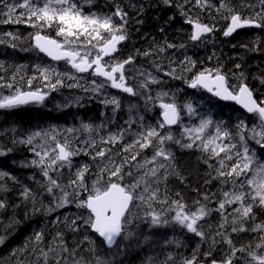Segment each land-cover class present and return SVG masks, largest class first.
I'll list each match as a JSON object with an SVG mask.
<instances>
[{
  "label": "trees",
  "instance_id": "trees-1",
  "mask_svg": "<svg viewBox=\"0 0 264 264\" xmlns=\"http://www.w3.org/2000/svg\"><path fill=\"white\" fill-rule=\"evenodd\" d=\"M6 2L14 4L20 3L22 0H6ZM34 2L41 3L42 0H34ZM75 2L85 14L98 13L110 15L115 11L117 5L127 13L126 21H120L118 17L116 18L117 21L125 24L126 30L129 29L127 30L128 38L120 46L121 52L119 49V56L123 60L129 56H134L133 64L142 62V66L153 65L155 66V71L157 69H159L158 71H162L164 68H167L169 71L172 68L176 69V75L182 78L176 79L165 75L164 72L160 73L163 80L150 84L147 90H143V96L154 95L153 97L155 98L157 97V91L167 93L163 100H171L177 104L181 110L182 119H184L182 122L187 127L198 126L202 118L210 119L212 125L206 131L204 138L213 134L216 125L219 123L222 128L227 129L233 135L232 140H226L225 143H236L239 150L236 125L240 121L244 122L246 126L244 134L246 137L250 136L249 129L254 125H259L260 121L256 115L248 116L235 105L222 104L200 89L190 90L186 80H190L192 75L205 68L220 69L221 73L228 78L229 85L238 84L240 78H242L243 82L253 92L254 98L258 102L264 100V83H262L264 81V39L262 40L264 37V27L245 28L235 32L231 36H224L223 31L226 29L230 18L227 21L224 19V16L228 15L226 10L221 9L217 11L220 0H208V4L204 7L196 5L195 0H169L170 3H164V0H91V2L89 0H75ZM228 2L229 7L233 8L235 12L242 15L245 14L244 16H254L256 12L261 11L259 0H228ZM247 5H255V7L249 8ZM134 10L136 13L133 12ZM197 10L201 11V15H197L199 13ZM6 11V8L0 6V12ZM20 11L22 10L18 9L17 13L14 14L13 20H15V15H18ZM142 17L144 18L142 19ZM189 17L194 20L199 19L200 22L214 27L213 33L202 40L201 44L190 42V30L186 24V19H189ZM215 17H218L217 19L220 21L215 20ZM6 19H8L7 16L0 15V35L3 37L0 38L1 93L3 94L2 85L5 84H12L14 89L17 87L22 90L28 89L30 88L28 85L29 78L36 77V79H33L32 85L41 86L42 90L47 91L48 94L44 109L46 111L42 113L43 116L39 124L30 123V118L26 114L20 117L10 116L8 118L5 109H0V152L4 153L0 155V172L7 174L0 177V200L6 204L5 208H0V237H4L3 243H0V264H43V259L37 260V253L33 252L35 232L43 234V240L37 246L38 249L43 248L45 251L49 247L56 249V252L49 254V264H56L57 253L61 257H67L66 264H73L74 261H81V264H97V257L101 260L107 259L111 264H183L185 260L191 259L193 255L196 257L194 264H200L212 261L213 259L217 261L223 260L226 255L231 254V247L245 249L243 252L237 251L236 256L233 258L234 264H245L248 252L261 251L256 248V245L261 243L260 236L264 235V232L260 230L253 232L250 229L255 224L264 223V208H254L255 220H249L245 224V227L249 231L232 232L233 208L238 207V205L226 206L223 213L217 210L219 202L223 199L222 193L224 191H231L234 188L231 183L222 184L221 180L216 178V169L219 167L218 160L210 158L208 153H204L198 147L185 148L174 141H165L166 150L172 153L173 159L165 162L166 169H161L158 173L160 177L159 183L153 184L154 188H159V201L167 200V202L160 203L159 201H154L151 208L146 204H140L139 201L136 202L139 208L130 214L134 222L126 225V233L132 232L133 235L128 239L119 237L117 244L113 248H106L97 234L91 232L90 226L84 223V220L90 213L85 208L77 207V200L80 199L77 197L78 189L74 190L73 187L69 186V181L76 179V169L78 166H81L80 163L82 162L84 165L90 167L88 168L89 171L85 174V183H88V181L93 183L97 180L98 175H103L104 179L100 182L104 185L108 176L106 173H99V166L103 163V161H100V157H95V154H92L93 150H90L92 148H89L87 154L82 151L80 155H76L79 156L77 162L76 157L71 158L75 161L71 167L64 165L55 171L49 170V175L53 179H57L60 185V187L54 188L49 193L48 178L42 174L40 167L31 163L35 156L34 152L30 150L27 144L20 143L33 130L37 131L39 127L47 126L50 123L63 124L65 129L74 128L73 113L68 107L71 104L69 101L73 99L75 90L73 89L74 92L71 95L63 94L68 82L64 77H61L64 80L63 86L55 91H48V89L44 88V81L40 77V72L37 69L38 66L35 67L34 59L37 49L33 45L32 37L37 31H41L42 35L55 38L56 31L54 28L41 30L23 22L4 23L3 21ZM144 19L146 20L144 21ZM2 22L5 25H2ZM9 31L14 34L12 38L4 35L5 32ZM223 38H226V42ZM168 44L175 47L168 48ZM180 45H183V47H180ZM160 47H164L165 51L159 52L158 49ZM237 48L239 49L237 50ZM239 51H242V54ZM144 52L150 53V57L146 58L147 60L141 58ZM157 52L161 55L165 52L172 53L169 57L165 58V61H162L159 68L157 67L159 63V59L156 56ZM184 57L195 62V68L192 72L182 73L180 71L182 67L180 61ZM236 65H239V67L237 68ZM88 74L90 72L84 73L86 76ZM155 74L158 75L157 73ZM93 77L96 81L102 83L99 77ZM52 82H55V76ZM128 83L136 91V76L133 82ZM75 88L78 89L76 91L77 94L80 95L82 100L84 99V102L80 103V106H83L86 100L85 91H83L85 86H75ZM84 90L88 91V89ZM114 94L110 95L114 96ZM114 97L118 100L119 106L123 105L126 107V111H112L110 108L111 113H108L107 117H100L101 108L93 104L92 108L82 111L84 112L83 114L80 113L83 118L80 115L77 116L79 123L76 124V129L80 128L79 133L83 135L81 141L85 142L82 148L86 146L87 141L95 139L97 137L96 134L99 132L96 134H93L94 131L91 134L84 132L81 129L82 123L91 124L94 129H101L100 134L106 131H109L108 133H117L120 129L130 134L136 131L133 124L129 125L128 117H131L132 122L135 119H139L140 121V116L143 117L145 111L138 113L136 112V108L127 102L142 101L145 98L141 99V94H131L130 97L128 95L116 94ZM52 98H54L55 104L50 105L48 102ZM141 101L137 105L142 103ZM189 103L192 105L195 114H187L185 105ZM47 110L55 111V113L50 114ZM155 115L158 116V112ZM190 115V118L186 117ZM34 120H39V118H35ZM111 126H115L114 129H111ZM130 127H133L134 130ZM180 128L181 123L174 128H159V132L162 135H167L171 132L176 139L182 140L183 143H188L189 140L185 136H182ZM257 129H259L257 131H260L259 127ZM246 142L250 148L255 149L257 157L264 159V149H261V146L256 144L255 140L247 139ZM39 143V139L34 141L35 145H39ZM118 146L119 144H115L110 147V155L115 158L117 164H120L124 159L121 156H125L126 154L129 156L130 154L123 153L119 150ZM36 150H39V147ZM135 151H139V149ZM150 151L149 148L142 150L141 154L137 157L136 163L142 162L146 158L144 155ZM116 153H119V155H116ZM137 171L132 162L124 165L125 173L133 172L135 174ZM132 182V179L128 177L124 180L126 184ZM25 188L30 192L27 198L21 195ZM244 190H248L247 186H245ZM64 192L69 193L67 198L73 202L57 208L56 205L59 203ZM206 196L208 199H205ZM173 200H179L185 204L187 206L186 210L190 212L195 211L199 207V204L206 205L208 209L212 210L208 216L198 222V230L205 233L203 238L189 232L186 227L181 226L173 220L177 210L172 204ZM196 201H199V204H196ZM49 208L54 209V211L50 212ZM151 211H155L158 214L163 213L159 225L153 226L151 218L145 216L146 212ZM165 220L168 223H164ZM73 221L76 223L73 224ZM222 223H225L224 228L220 227ZM235 226L239 227V224ZM57 233L62 234L63 244L69 250L68 252H63L61 248L57 247L60 245ZM218 233H222V235H218ZM225 237L231 239V246L225 243ZM26 245L27 247H25ZM72 250H75L74 256L71 255ZM205 253H211V255L208 256ZM169 256H171V259H168ZM61 264H65V261L62 260Z\"/></svg>",
  "mask_w": 264,
  "mask_h": 264
},
{
  "label": "snow or ice",
  "instance_id": "snow-or-ice-1",
  "mask_svg": "<svg viewBox=\"0 0 264 264\" xmlns=\"http://www.w3.org/2000/svg\"><path fill=\"white\" fill-rule=\"evenodd\" d=\"M164 2L169 3V0H164ZM259 2L261 11L256 12L254 16H244L229 7L228 0H220L217 11L221 9L226 10L228 15L224 16V19L227 21L230 18V23H228L227 29L223 31V35L227 37L244 27H264V0H259ZM195 3L198 6L204 7L208 4V0H195ZM0 6L7 9L6 12H0V15L8 17V19L3 21L4 23L23 22L41 30L45 28L55 29V38L42 35L41 31H37L32 37L35 41V47L41 52L46 53L54 60L66 61L78 73H86L91 70L93 76L104 78V83L110 82L111 87L132 95L137 94L134 88L128 85L125 76V66L133 62L134 56H129L122 61L111 59L113 53L118 51V45L128 38L125 24L116 20L118 17L120 21H126L127 17V13L119 5L116 6L115 11L110 15L98 13L85 14L75 0H42L41 3H35L34 0H22V2L14 4H8L6 0H0ZM247 7L254 8L255 5H247ZM18 9L22 11L18 15H15V20H13V16L17 13ZM187 23L192 26L191 41H199L203 38L204 34L214 30V27L201 23L199 19L194 20L189 17ZM167 47L172 48L175 46L168 44ZM180 47H183V45H180ZM158 51L164 52L165 48L160 47ZM149 54V52L143 53L144 56H148ZM106 57L109 59L106 60ZM180 64L182 65L180 69L182 73L192 72L195 68V62L187 57H185L184 61H180ZM157 67L159 68L160 66L157 65ZM236 67L238 68L239 65H236ZM38 71L44 81V88L48 89V91L56 90L63 86L64 80L61 78L62 76L75 79V77L68 76L67 73H56L54 69L41 68ZM140 74L143 75V73ZM165 75L176 79L182 78L176 75V69L174 68L170 69ZM54 76L55 82L53 83ZM33 79H36V77L29 78L28 80L30 88ZM156 82V77L149 73L147 80L142 81L140 87L147 88L149 83ZM92 83L95 85L92 89L93 91H99L104 86V83L98 85H96L95 81ZM186 83L191 88H204L223 100L235 101L242 105L248 113H252L258 117L260 123L248 130L250 132V136L248 137L244 134L246 127L244 122L240 121L236 125L239 150L238 144L225 143L226 140L231 141L233 135L227 129L222 128L219 123L215 127V132L204 138L206 131L212 125V121L203 118L200 120L198 126L192 128L182 126V136L188 138L190 141L188 143H183L182 140L176 139L171 132L167 135H162L157 127L142 129L138 133L137 139L133 140L131 144L124 145L122 149L124 153L134 154L125 157L120 164L115 162L112 155H108L111 152L110 148H99V150H96L99 146L94 139L87 141L86 146L82 149L74 148L73 140L75 138L71 134L80 130L76 128L58 130L56 127H51L49 129H41L32 132L27 139L20 141V143L27 144L30 150L34 152V155L38 157V159H33L31 163L40 167L42 174L48 178L49 193L54 188L60 187L57 179H53L49 175V170L55 171L58 168H62L65 164L71 165V158L73 156L79 155L81 151L87 154L89 148L95 150V157L103 159L107 156V163L103 168L99 169V173L107 174V181L103 187H98L97 185L104 179L103 175H98L97 180L93 182L92 193L88 195L87 199H78L77 207L85 208L89 211L90 215L84 220V223L98 233L109 247L117 244L118 237L128 239L133 235L132 232L126 233V225L134 222L130 214L132 207L136 206L137 201L140 204H146L149 208L152 207V202L159 201V188H154L153 184L159 183L160 177L158 173L161 169H166V164L161 163L158 158H163L165 162L173 159L172 153L164 147L165 141H174L185 148L198 147L204 153H208L210 158L218 160L219 167L216 169V178H219L222 184L231 183L234 188L231 191H224L222 193L223 199L219 202L217 210L223 213L226 206L238 205V207L233 208L232 232L249 231L245 227V224L249 220H255L254 208H264V159L257 157L255 149L250 148L246 142L247 139L255 140L256 144L260 145L261 149H264V100L258 102L242 78H240L238 84L229 85L228 78L221 73L220 69L205 68L192 75L190 80H186ZM2 86L9 89L13 87L12 84ZM68 86L75 87L79 85L70 84ZM47 94V91H42L41 89L24 91L17 87L10 95H0V109L14 108L30 102H42ZM161 95L166 96L167 93H162ZM105 103H111L117 108L119 107V102L116 98L105 101ZM161 107L164 109V121L158 125L159 128H164L165 125L181 123L180 109L175 103H162ZM185 107L190 114H195L190 103L186 104ZM257 127L260 128V131H257ZM81 129L89 134L93 131H98V128L94 129L91 124L83 123L81 124ZM61 132L65 133L62 141L60 139ZM37 139L40 140V143L39 145H34V141ZM123 139L122 130L120 134H109L106 139L101 138L100 143L115 145ZM154 139L157 143L152 157L150 159L145 158L142 162L136 163L135 168L138 171L135 174L133 172L125 173L124 165L136 161L142 150L153 147ZM37 147H39V151L36 150ZM136 149H139V151H135ZM3 154L0 152V155ZM116 155H119V153H116ZM88 171L87 165L79 168L76 172V179L70 180L69 186L73 187L74 190L84 188L85 174ZM5 175L7 174L0 172V177ZM166 175L167 173L165 174V178ZM126 177L131 178L133 182L130 184L124 183ZM141 186H143L142 190ZM245 186H247V191L244 190ZM29 194L30 192L27 188L21 193L25 198ZM68 196L69 193L64 192L56 207L60 208L72 203L73 201L69 200ZM205 199H208V197L206 196ZM159 202L166 203L167 200ZM195 203L199 204V201ZM172 204L177 209L173 220L181 226L186 227L189 232L203 238L205 233L198 230V222L208 216L212 210L208 209L206 205L199 204V207L195 211L189 212L186 210L187 206L179 200H173ZM5 207V202L0 200V208ZM49 211H54V209L49 208ZM162 215L163 213L158 214L155 211L145 213L146 217L151 218L153 226L161 223ZM75 223L73 221V224ZM164 223H168V221L165 220ZM225 223H222L220 227L224 228ZM237 224H239V227L235 226ZM250 230L253 232L258 230L264 232V223L255 224ZM218 235H222V233H218ZM34 237L33 252L37 253V260L42 258L43 264H49V254L56 252V249L52 247H49L47 251L43 248L38 249L37 246L43 240V234L35 233ZM57 238L60 239V245L57 247L61 248L63 252H68L69 250L63 244L62 234L57 233ZM224 239L226 244L232 245L231 239L227 237ZM3 241L4 237H0V243H3ZM260 241L261 243L257 244L256 248L261 251L248 252L245 264H264V235L260 236ZM237 251L243 252L245 249L231 247L230 255H226L220 262L213 259L211 264H234L233 258L236 256ZM71 255H75V250H72ZM205 255L210 256L211 253H205ZM96 259L97 264H111L107 259L101 260L99 257ZM168 259H171V256ZM62 260L66 264L67 257H61L57 253L56 264H61ZM195 260L196 257L193 255L191 259L185 260L183 264H194ZM73 264H81V261H74Z\"/></svg>",
  "mask_w": 264,
  "mask_h": 264
},
{
  "label": "rangeland",
  "instance_id": "rangeland-1",
  "mask_svg": "<svg viewBox=\"0 0 264 264\" xmlns=\"http://www.w3.org/2000/svg\"><path fill=\"white\" fill-rule=\"evenodd\" d=\"M186 20H188V19H186ZM10 34V35H9ZM4 35H8L10 38H12V36L14 35L13 34V32H11V31H9V32H5L4 33ZM0 38H3L2 37V35H0ZM202 42H200L199 44H201ZM172 53L171 52H165V53H163L162 55L159 53V52H157L156 53V56H157V58L159 59V63H158V65L160 66V64L162 63V61H165L166 59L165 58H167V57H169L170 55H171ZM114 58H115V60H119V61H122L123 59L121 58V56H119V54H117V55H115L114 56ZM185 60V57L183 58V59H181V61H184ZM34 61H35V65L36 66H38L37 68L38 69H41V68H48V69H54L55 70V72L56 73H60V74H64V73H67L68 74V76H72V77H75V79H69L67 76H62V77H64V79L68 82V84H67V87H66V89L64 90V93L63 94H67V95H71L74 91H73V89L75 88V87H69L68 85H79V86H89V85H87V83H86V75H84V74H81V73H78V72H76L74 69H72V68H69L67 65H58V64H56V63H54V62H51V63H48V62H46V61H39L37 58H35L34 59ZM132 65H128L127 66V68L125 69V76H126V78H127V83L128 82H133V80H134V77L136 76V93H138V94H141V89H143V90H147L148 88H142V87H140V84H141V82L142 81H146L147 80V78H148V74L149 73H151V75L152 76H154V77H156V79H157V82H160L161 80H163V78H162V76H160V75H156L155 74V70H154V68H155V66H153V65H148L147 67L146 66H143V67H141L139 64H133V63H131ZM161 67V66H160ZM167 73V72H169V70L167 69V68H164L163 70H162V73ZM140 73H143V75H141ZM87 78L89 79V76H87ZM87 81H89V80H87ZM95 82H96V85H98V84H101L100 82H98V81H96V80H94ZM156 82V83H157ZM150 84H154V83H149L148 84V86L150 85ZM128 85H129V83H128ZM78 86V87H79ZM129 86H131V85H129ZM92 87L94 88L95 87V85L92 83ZM132 87V86H131ZM5 87H2V91L3 92H5V91H8L9 92V94H12L15 90H16V88L15 89H13V88H11V89H9V88H6L5 90ZM52 91H55V90H52ZM85 92H86V90H84ZM100 91V90H99ZM162 91H157L156 92V95H157V97H153L154 95H150V97H151V99H149V97H146V96H144V98H145V100H147L148 101V103L150 102V106H152L153 105V103L154 102H156V103H159V102H161V101H166V100H163L164 99V96L163 95H161L162 93H161ZM0 94L1 95H5V93H1V91H0ZM128 95H129V97L131 96V94H129V93H127ZM45 98H47V95L45 96ZM115 98V97H114ZM168 101H171V100H168ZM70 102V101H69ZM130 102H132V103H130ZM172 102V101H171ZM127 103H129L130 105H132V106H134L135 108H136V112H138V113H140L142 110H141V105L140 104H138L137 105V103H139L137 100L136 101H128ZM131 109H132V107H131ZM147 113H149V112H147V111H145L144 112V114H143V117H141L140 116V121H139V119H135L133 122H132V119H130L131 117H128V122H129V124L130 123H135L138 127H136V139L138 138V133L142 130V129H146L147 127H157V129H158V131H159V127L155 124V122L153 121V120H151L148 116H147ZM189 112H188V110H187V114H188ZM130 119V120H129ZM142 121V122H141ZM161 122H159V124H160ZM158 124V125H159ZM182 126L183 127H187L186 125H185V123L184 122H182L181 121V131H182ZM107 127V126H106ZM112 128L111 129H114V127L115 126H111ZM188 128H192V127H188ZM100 130L101 129H99L98 131H94V133L93 134H96L97 132V137L94 139V140H96L97 141V143H98V148L96 149V150H99V148H110V147H112V146H114V145H111V144H101L100 143V141H101V138H104V139H106L108 136H109V134H119L122 130L120 129L117 133H115V132H113V133H108L107 131L106 132H104V133H101L100 134ZM116 130V129H115ZM257 130H259V129H257ZM124 132V131H123ZM91 134V133H90ZM106 134H107V136H106ZM64 135H65V133H63V132H61V134H60V139H61V141L63 140V138H64ZM72 136H74V140H73V147L74 148H81L82 149V146L85 144V142L84 141H81L82 140V137H83V135L82 134H80V133H73V134H71ZM186 137V136H185ZM187 138V137H186ZM188 139V138H187ZM126 141L123 139L122 141H120V142H118V143H120L119 144V146H118V148H119V150H121L122 151V149H123V147H124V145L125 144H130L129 143V141H127L126 143H125ZM190 142V141H189ZM78 143H80V144H78ZM156 141H155V139L153 140V148L151 149V147L149 148V150H151L149 153H147V154H145L144 156H146V158H151L152 157V155H153V153H154V149H155V145H156ZM117 145V144H116ZM164 147L166 148V142H165V144H164ZM40 150V149H39ZM39 150H37V151H39ZM90 150H93V149H90ZM123 152V151H122ZM82 153V151L80 152V154ZM124 153V152H123ZM79 154V155H80ZM93 155L95 154V150H93V153H92ZM91 154V155H92ZM111 153H108V155H110ZM130 155H132L133 153H129ZM92 155V156H93ZM129 155V156H130ZM91 156V157H92ZM128 155L126 154L125 156L124 155H122L121 157H127ZM76 157V162L78 161V159H79V156H73V158H75ZM38 157H36V156H34V159H37ZM93 158V157H92ZM115 159V158H114ZM159 159V161L162 163V161H163V158H158ZM100 161H103V163H101L102 165H100L99 167L101 168V167H104V165L107 163V158L105 157V158H100ZM74 160H72L71 159V165H69L70 167L72 166V164H74ZM98 163V162H97ZM163 163H165V161H163ZM132 164H134V166H135V164H136V161H132ZM65 165H68V164H65ZM80 165L82 166V165H84L83 164V162L82 163H80ZM81 166H78L77 167V169L76 170H78L79 168H81ZM96 166V165H95ZM88 168H90L89 166H88ZM98 187H103V184L100 182V184L99 185H97ZM78 189V196L77 197H79V198H82V199H86L87 197H88V195L90 194V193H92V191H93V183H91L90 181H88V183H85V181H84V188H77ZM86 189V190H85ZM79 192H81V193H79ZM83 195H84V197H83ZM87 195V196H86ZM86 196V197H85ZM138 202V201H137ZM139 208V206L138 205H136V206H133L132 207V211H136L137 209ZM131 211V212H132ZM190 212V211H189Z\"/></svg>",
  "mask_w": 264,
  "mask_h": 264
},
{
  "label": "flooded vegetation",
  "instance_id": "flooded-vegetation-1",
  "mask_svg": "<svg viewBox=\"0 0 264 264\" xmlns=\"http://www.w3.org/2000/svg\"><path fill=\"white\" fill-rule=\"evenodd\" d=\"M188 27H189V30L191 31L192 28H191L190 24H189ZM36 52H37V54H36V57L35 58H37L40 62L41 61H46L48 63L54 62V63H56L58 65H64V66L67 65L69 68H72L71 65H69V64L66 63V61H58V62L51 61L48 58H46L45 55H43L41 52H39V51H36ZM149 57H150V54L148 56H144L142 54V56H141V58H143V59H146V58H149ZM108 59L109 58H106V60H108ZM111 59H115V58L112 57ZM136 64H139L141 67H143L142 66L143 65L142 62H138ZM35 67H37V66H35ZM87 76H89V79L87 78ZM87 76H86V82H87V85H89V86H85V88H84V89H88V91L86 90V92H85V96H86L85 104L83 106H80V103H82V101L84 102V99L82 100V98L80 97V95L77 94L76 91L78 89L77 88H74L75 92L73 94V99L70 101L71 104L68 107V109L69 110H72V113H73L72 114V120H73V127L74 128H76V124L79 123L77 121V116L80 115V113L83 114L84 112H82V111L86 110L87 108H92V105L93 104H96V106H99V108H101L100 110L102 111V113L100 111V117H107L108 116V113H111V111L109 110L110 108H111L112 111H115V110L116 111L117 110L126 111V107H124L123 105H120L117 108L115 105H113L111 103H105V101H108V100L113 99L114 96H116V94H118V95L121 94V93L124 94L122 90H121V92L116 91V90L114 91V89H112L110 87L111 86L110 83L107 82V83H104V86L100 89V91H93L92 90L93 89L92 82L95 80V78L93 77V75L91 74V72ZM87 80H89V81H87ZM37 84H39V83H37ZM6 88L7 87H5V89ZM36 89H41L42 90V87L39 86V85H32L31 88L24 89V91H29V90L35 91ZM84 89H83V91H84ZM79 90H81V89H79ZM3 93H5V95H10L8 91H5ZM114 93H116V94H114ZM110 94H114V96H112ZM139 101H141V100H139ZM141 102H142V103H140L141 110L142 111L150 112L151 115H148V117L151 120L156 121L155 118H157V117H158V119L161 118V113H162L161 104H162L163 101H161L159 103L154 102L152 106H150V102L148 103L147 100H144V101H141ZM46 103H47L46 98H44V100L42 102H30L28 104L19 105V106L14 107V108H5V112H6V115L8 116V118L10 116L20 117L21 115H25L26 114L30 118V120H29L30 123L39 124V123H41V118L43 116L42 113H44V111H46V110H44ZM48 103L50 105L55 104L54 98L50 99ZM170 103H175V102H170ZM56 108H58V107H56ZM47 111L50 114H54L55 113V111H49V110H47ZM157 112L159 114L158 116L155 115V114H157ZM180 113H181V110H180ZM80 117L83 118V116H81V115H80ZM122 117H124V116H122ZM35 118H39V120H34ZM181 118L182 117H181V114H180V119ZM43 124H45V123H43ZM51 127H56L58 130L65 129L63 124L50 123L47 126L39 127L37 130L49 129ZM79 131H77L75 133H79ZM32 132H34V130ZM31 133H29L27 136H29ZM123 136H124V132H123ZM25 139H27V138H25ZM135 139H136V131L133 134H131V136L130 135L124 136V140L126 142L129 141L130 144ZM78 144H80V143H78ZM117 144H120V143H117Z\"/></svg>",
  "mask_w": 264,
  "mask_h": 264
},
{
  "label": "water",
  "instance_id": "water-1",
  "mask_svg": "<svg viewBox=\"0 0 264 264\" xmlns=\"http://www.w3.org/2000/svg\"><path fill=\"white\" fill-rule=\"evenodd\" d=\"M230 23V22H229ZM228 27V26H227ZM250 27H255V26H250ZM244 28H249V27H244ZM244 28H241V29H238V30H236L235 32H237V31H240V30H242V29H244ZM227 29V28H226ZM234 32V33H235ZM212 32H210V33H207V34H204V36H207V35H209V34H211ZM234 33H232L231 35H233ZM192 42H197V41H192ZM33 43H34V45H35V41H34V39H33ZM122 43V42H121ZM120 43V44H121ZM119 46V45H118ZM38 49V48H37ZM39 50V49H38ZM40 51V50H39ZM41 52V51H40ZM41 53H43V52H41ZM46 57H48L49 59H51V60H54V59H52V57H50V56H48L46 53H43ZM114 54V53H113ZM54 61H60V60H54ZM191 88V87H190ZM192 89H194V88H192ZM202 89H204V88H202ZM206 92H208L206 89H204ZM211 96H213L214 98H216L218 101H220V102H222V103H226V104H235V105H237L240 109H242L244 112H246L247 114H249V115H252V113H248L247 112V110L246 109H244L243 107H242V105H240V104H238V103H236L235 101H232V100H223V99H221L220 97H217V96H215V95H213V93H211V92H208ZM165 104H168V103H165ZM163 109V108H162ZM163 113H164V109H163V112H162V114H161V118H162V121H164V115H163ZM165 126H167V127H174V126H176V124H174V125H165ZM88 211V210H87ZM89 212V211H88ZM90 230L93 232V233H96L91 227H90ZM97 234V236L103 241V243H104V245L106 246V248H112V247H114V245L112 246V247H109L108 245H107V243L103 240V238L102 237H100L99 236V234L98 233H96ZM119 238V237H118ZM118 238H117V240H118ZM217 262H220V261H217ZM201 264H211V262L210 263H201Z\"/></svg>",
  "mask_w": 264,
  "mask_h": 264
},
{
  "label": "bare ground",
  "instance_id": "bare-ground-1",
  "mask_svg": "<svg viewBox=\"0 0 264 264\" xmlns=\"http://www.w3.org/2000/svg\"><path fill=\"white\" fill-rule=\"evenodd\" d=\"M157 3H158V1H157ZM156 3V4H157ZM163 3V2H162ZM165 3V2H164ZM170 3V2H169ZM159 4H160V2H159ZM177 4V3H176ZM148 5V4H147ZM166 5H169V4H166ZM166 5H164L165 7H166ZM173 5V4H172ZM178 5V4H177ZM97 6V5H96ZM160 6H161V4H160ZM171 6V5H170ZM174 6V5H173ZM103 7V6H102ZM167 7H169V6H167ZM182 7V6H181ZM130 8V7H129ZM133 8V7H132ZM155 8V7H154ZM174 8H175V6H174ZM174 8H173V10H174ZM208 8V7H207ZM161 9H162V7H161ZM171 9V8H170ZM176 9H177V7H176ZM175 9V10H176ZM211 9V8H210ZM237 9V8H236ZM241 9V8H240ZM130 10H131V8H130ZM148 10H149V8H148ZM103 11V10H102ZM181 11V10H180ZM196 11V10H195ZM198 11V10H197ZM237 11V10H236ZM128 12V11H127ZM132 12V11H131ZM133 12H135V10L133 11ZM169 12V11H168ZM176 12H178L177 10H176ZM184 12V11H183ZM199 12V11H198ZM201 12V11H200ZM200 12L199 13H197V15L198 14H200ZM136 13V12H135ZM158 13V12H157ZM181 13V12H180ZM131 14V13H130ZM148 14V13H147ZM156 14V13H155ZM210 14V13H209ZM159 15V14H158ZM182 15V14H181ZM190 15V14H189ZM201 15V14H200ZM199 15V16H200ZM211 15V14H210ZM245 15V14H244ZM249 15V14H248ZM145 16V15H144ZM174 16V15H173ZM177 16H179V15H177ZM215 16V15H214ZM250 16V15H249ZM175 17V16H174ZM181 17V16H180ZM208 17H211V16H208ZM138 18V17H137ZM144 17H142V19H143ZM177 18H179V17H177ZM183 18V17H182ZM218 17H215V20L217 19ZM4 19V18H3ZM133 19V18H132ZM136 19V18H135ZM147 19V18H146ZM146 19H144V21L146 20ZM180 19V18H179ZM184 19V18H183ZM182 19V20H183ZM170 20V19H169ZM219 19H217V21H218ZM214 21V20H213ZM220 21V20H219ZM178 22V21H177ZM181 22V21H180ZM172 23V22H171ZM1 24V23H0ZM11 24V23H10ZM145 24V23H144ZM2 25H5V24H3V22H2ZM143 25V24H142ZM148 25V24H147ZM12 26V25H11ZM139 26V25H138ZM141 26V25H140ZM171 26V25H170ZM169 26V27H170ZM128 27H129V25H128ZM145 27V26H144ZM175 27V26H174ZM182 27V26H181ZM143 28V27H142ZM141 28V29H142ZM146 28H148L147 26H146ZM171 28V27H170ZM188 29V28H187ZM127 30H129V29H127ZM132 30V29H131ZM135 30V29H134ZM146 30H148V29H146ZM150 30V29H149ZM222 30V29H221ZM165 32H167V31H165ZM172 32V31H171ZM183 32V31H182ZM220 32V31H219ZM142 33H144V32H142ZM153 33V32H152ZM175 33V32H174ZM185 33V32H184ZM217 33V32H216ZM249 33V32H248ZM261 33V32H260ZM135 34V33H134ZM146 34V33H145ZM151 34V33H150ZM237 35V34H236ZM263 35H264V33H263ZM134 36V35H133ZM138 36V35H137ZM149 36V35H148ZM164 36V35H163ZM216 36V35H215ZM262 36V35H261ZM26 37V36H25ZM135 37V36H134ZM157 37V36H156ZM148 38V37H147ZM152 38V37H151ZM240 38V37H239ZM242 38V37H241ZM167 39V38H166ZM219 39V38H218ZM221 39V38H220ZM224 39V38H223ZM226 39V38H225ZM225 39H224V41H225ZM260 39H261V37H260ZM264 39V37L262 38V40ZM27 40V39H26ZM135 40V39H134ZM147 40V39H146ZM242 40H243V38H242ZM126 41V40H125ZM151 41V40H150ZM149 41V42H150ZM231 41V40H230ZM229 41V42H230ZM247 41V40H246ZM249 41V40H248ZM133 42V41H132ZM136 42V41H135ZM155 42V41H154ZM226 42V41H225ZM234 42V41H233ZM238 42H239V40H238ZM237 42V43H238ZM244 42V41H243ZM250 42V41H249ZM124 43V42H123ZM145 43V42H144ZM156 43V42H155ZM154 43V44H155ZM247 43V42H246ZM179 44V43H178ZM183 44V43H182ZM226 44V43H225ZM239 44V43H238ZM240 44H242V42H240ZM252 44V43H251ZM145 45H147V44H145ZM228 45V44H227ZM244 45H246V44H244ZM250 45V44H249ZM248 45V46H249ZM152 46V45H151ZM229 46V45H228ZM141 47V46H140ZM236 47V46H235ZM131 48V47H130ZM142 48H144V47H142ZM147 48H148V46H147ZM226 48V47H225ZM229 48V47H228ZM233 48H234V46H233ZM240 48V47H239ZM239 48H237V50L239 49ZM246 48H247V46H246ZM249 48V47H248ZM127 49V48H126ZM138 49H139V47H138ZM254 49V48H253ZM156 50V49H155ZM227 50V49H226ZM236 50V49H235ZM244 51H245V49H244ZM252 51V50H251ZM120 52H121V49H120ZM197 52V51H196ZM199 52V51H198ZM242 52V51H241ZM240 51H239V53L240 54H242ZM246 52V51H245ZM247 52H249V51H247ZM253 52V51H252ZM262 52V51H261ZM236 53H237V51H236ZM256 53V52H255ZM196 54V53H195ZM199 54V53H198ZM202 54V53H201ZM232 54H233V52H232ZM244 55H245V53H243ZM249 54V53H248ZM247 54V55H248ZM258 54V53H257ZM23 55V54H22ZM250 55V54H249ZM256 55V54H255ZM259 55V54H258ZM262 55H263V53H262ZM262 55H260V56H262ZM198 56V55H197ZM253 58H254V56H253ZM258 58V57H257ZM260 58V57H259ZM201 59H203V58H201ZM250 59H251V57H250ZM147 60V59H146ZM149 60V59H148ZM151 61V60H150ZM205 61H207V60H205ZM203 62V61H202ZM147 67V66H146ZM170 77V76H169ZM166 80V79H165ZM164 82V81H163ZM144 94V93H143ZM75 102V101H74ZM3 183V182H2ZM32 203V202H31ZM6 219V218H5ZM29 226V225H28ZM32 226V225H31ZM30 229H32V228H30ZM35 229V228H34ZM27 230V229H26ZM29 230V229H28ZM43 230V229H42ZM46 230H47V228H46ZM30 232H32V231H30ZM36 233V232H35ZM11 235V234H10ZM9 236V235H8ZM24 236V235H23ZM6 237H7V235H6ZM29 238V237H28ZM30 244V243H29ZM35 256V255H34Z\"/></svg>",
  "mask_w": 264,
  "mask_h": 264
}]
</instances>
